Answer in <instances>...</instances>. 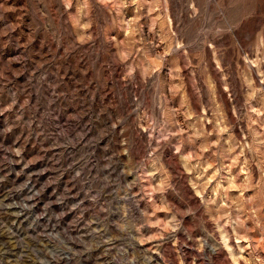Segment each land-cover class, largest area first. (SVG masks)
I'll return each instance as SVG.
<instances>
[{"label": "rangeland", "instance_id": "1", "mask_svg": "<svg viewBox=\"0 0 264 264\" xmlns=\"http://www.w3.org/2000/svg\"><path fill=\"white\" fill-rule=\"evenodd\" d=\"M0 264H264V0H0Z\"/></svg>", "mask_w": 264, "mask_h": 264}]
</instances>
